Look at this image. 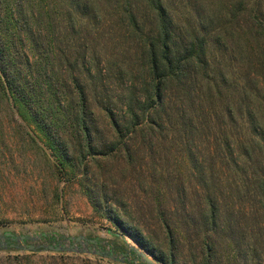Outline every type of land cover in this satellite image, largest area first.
<instances>
[{"label":"trees","instance_id":"obj_1","mask_svg":"<svg viewBox=\"0 0 264 264\" xmlns=\"http://www.w3.org/2000/svg\"><path fill=\"white\" fill-rule=\"evenodd\" d=\"M0 93L59 174L121 151L136 169L138 138L168 149L152 169L168 254L108 210L115 259L146 264L126 236L164 264L188 240L195 264H264V0H0Z\"/></svg>","mask_w":264,"mask_h":264},{"label":"rangeland","instance_id":"obj_2","mask_svg":"<svg viewBox=\"0 0 264 264\" xmlns=\"http://www.w3.org/2000/svg\"><path fill=\"white\" fill-rule=\"evenodd\" d=\"M94 123L98 129L97 143L103 146L109 142L105 120L97 114ZM140 140L136 139L137 144L134 150L131 149L138 162L136 169L131 168L121 151L109 158H96V161L86 156L84 167L78 162L79 167L74 171L70 172L68 167L67 173L59 174L48 150L29 127L26 128L25 122L0 93V240L5 232L14 236L12 247L9 243L0 244V264H128L118 257L110 259L82 252L89 247L107 250L108 241H118L110 234V231H120L108 219V210L110 215H117L147 232L158 252L167 255L168 248L154 200L157 190L162 195V202L168 199L163 181L166 175L163 172L161 176L152 169L157 165V169L170 171L172 162L167 161L168 149L165 151V147L158 145L152 151V159L148 149L140 145ZM62 141L70 145V137L62 136ZM165 143L163 146L168 145ZM174 168L177 172L171 170L168 175L177 177L178 181L183 179V171L175 165ZM89 191L93 197L105 194L107 203L102 198L100 205L95 207ZM228 199L234 206H241L236 211L246 210L241 205L244 199ZM20 235L29 239L22 243L18 240ZM37 236L40 239H34ZM78 236L99 241L97 245L78 246L80 252L25 249L26 244L71 245ZM124 240L126 244L138 247L130 238L125 236ZM197 250L199 248L193 241H186L176 257L177 263L195 264L194 261L199 260Z\"/></svg>","mask_w":264,"mask_h":264},{"label":"water","instance_id":"obj_3","mask_svg":"<svg viewBox=\"0 0 264 264\" xmlns=\"http://www.w3.org/2000/svg\"><path fill=\"white\" fill-rule=\"evenodd\" d=\"M5 236H10L12 238H14V236L12 235V233L10 232H5L4 234ZM29 239L28 237L24 236V235H20L18 237V240L22 243H25V241ZM34 239H40V236H37ZM72 239V238H71ZM75 242H79V244H86V243H90L92 245H97L98 241L94 238H85L84 236H78L75 238ZM72 243L71 245H65V244H56V243H52V244H37L32 245V244H26L25 249L26 250H32V251H36V250H45V251H55V252H80L79 249L77 248V244L76 243ZM11 247L13 246V244L10 245ZM14 247H18V246H14ZM129 249L134 250L135 254L137 257H139L141 260H143L146 264H163L159 261H157L155 258H153L150 254H148L146 251L142 250L139 247H135V246H131L128 245ZM82 252L85 253H91V254H95V255H99L102 257H107L110 259H115L114 255H112L109 250H99V249H92L91 247H89L88 249L83 250Z\"/></svg>","mask_w":264,"mask_h":264},{"label":"flooded vegetation","instance_id":"obj_4","mask_svg":"<svg viewBox=\"0 0 264 264\" xmlns=\"http://www.w3.org/2000/svg\"><path fill=\"white\" fill-rule=\"evenodd\" d=\"M13 238L12 237H8V236H4L1 240H0V244H4V243H9L8 245L10 246L11 244H12V240ZM26 242V241H25ZM74 243V242H73ZM76 244H77V246H80V247H82L83 246V244H79V242H75ZM87 244V246H91V244L90 243H86ZM105 247V246H104ZM122 254H124V255H128L129 253H127V252H123ZM128 258H129V256H128Z\"/></svg>","mask_w":264,"mask_h":264}]
</instances>
